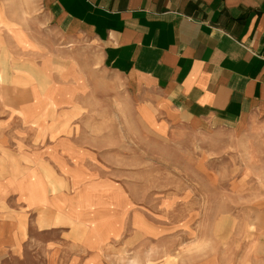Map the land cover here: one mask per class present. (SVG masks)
Listing matches in <instances>:
<instances>
[{
    "label": "crops",
    "instance_id": "crops-1",
    "mask_svg": "<svg viewBox=\"0 0 264 264\" xmlns=\"http://www.w3.org/2000/svg\"><path fill=\"white\" fill-rule=\"evenodd\" d=\"M35 2L33 23L19 17L5 42L53 43L54 60L79 64L85 86L33 87L40 81L30 72L32 86L16 89L22 100L1 101L13 103L22 131L0 132V151L8 152L0 157V198L22 201V219L77 187L109 188L122 162L124 114L151 135L156 124L219 125L258 133L264 143V0ZM34 56L23 60L36 63ZM2 218L0 247L11 246L23 228ZM68 218L85 223L75 211ZM260 252L257 264H264Z\"/></svg>",
    "mask_w": 264,
    "mask_h": 264
},
{
    "label": "rangeland",
    "instance_id": "rangeland-1",
    "mask_svg": "<svg viewBox=\"0 0 264 264\" xmlns=\"http://www.w3.org/2000/svg\"><path fill=\"white\" fill-rule=\"evenodd\" d=\"M35 4L0 0V70L6 73L0 87L7 89L0 90L5 109H0V132L22 131L13 123V103L1 101L22 100L16 89L32 86L30 72L40 81L33 87L85 86L79 64L54 60L53 43L5 42L19 17L23 25L33 23ZM34 55L36 63L23 60ZM64 70V81H56ZM122 125V162L113 167L109 188L77 187L53 206L44 200L36 210H26L23 219L22 201L0 198V220L10 217L12 230L23 228L19 241L0 247V264H257L259 251L264 253L261 135L219 125L189 129L176 122L169 125L171 134L156 124L161 128L151 135L141 124L131 126L125 114ZM4 152L0 157L8 156ZM74 211L85 223L70 221Z\"/></svg>",
    "mask_w": 264,
    "mask_h": 264
}]
</instances>
